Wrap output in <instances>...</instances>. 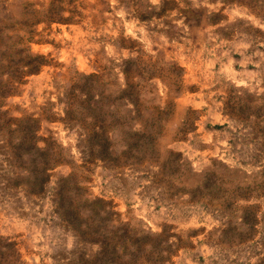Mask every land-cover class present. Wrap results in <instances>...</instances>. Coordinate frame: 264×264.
Returning a JSON list of instances; mask_svg holds the SVG:
<instances>
[{
    "label": "rangeland",
    "instance_id": "1",
    "mask_svg": "<svg viewBox=\"0 0 264 264\" xmlns=\"http://www.w3.org/2000/svg\"><path fill=\"white\" fill-rule=\"evenodd\" d=\"M0 264H264V0H0Z\"/></svg>",
    "mask_w": 264,
    "mask_h": 264
}]
</instances>
